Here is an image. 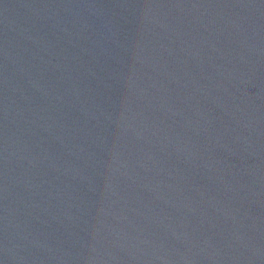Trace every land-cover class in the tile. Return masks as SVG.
Wrapping results in <instances>:
<instances>
[{
	"label": "water",
	"instance_id": "obj_1",
	"mask_svg": "<svg viewBox=\"0 0 264 264\" xmlns=\"http://www.w3.org/2000/svg\"><path fill=\"white\" fill-rule=\"evenodd\" d=\"M0 264H264V0H0Z\"/></svg>",
	"mask_w": 264,
	"mask_h": 264
}]
</instances>
